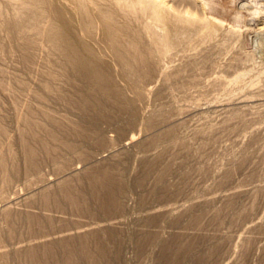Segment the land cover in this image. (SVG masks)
<instances>
[{
    "label": "rangeland",
    "instance_id": "374dc122",
    "mask_svg": "<svg viewBox=\"0 0 264 264\" xmlns=\"http://www.w3.org/2000/svg\"><path fill=\"white\" fill-rule=\"evenodd\" d=\"M198 1L200 11L188 3L175 6L214 23L211 43L190 40L187 55L179 52L178 86L135 101L132 127L105 100L112 121L98 120L93 131L100 142L76 131L86 113L74 101L85 86L45 33L59 24L57 9L76 24L71 1L41 3V20L16 31L8 19L19 3L0 0V194L9 202L0 213V264H177L188 244L202 264H264V0ZM93 34L89 44L113 68ZM241 72L242 82L228 84ZM113 79L132 99L125 81ZM236 95L247 103H233L228 113L205 104L232 103ZM173 97L190 111L174 128L190 151L155 143L146 137L158 128L144 132L140 124ZM129 137L132 146L119 148ZM99 154L105 157L95 160ZM146 154L156 158L144 166ZM70 166L78 173L66 175ZM95 173L113 188L112 200ZM161 174L163 186L157 184Z\"/></svg>",
    "mask_w": 264,
    "mask_h": 264
},
{
    "label": "bare ground",
    "instance_id": "6f19581e",
    "mask_svg": "<svg viewBox=\"0 0 264 264\" xmlns=\"http://www.w3.org/2000/svg\"><path fill=\"white\" fill-rule=\"evenodd\" d=\"M13 1H15V3L18 2L19 5L12 8V12L10 11L11 16L8 19V22H11L15 30L18 31V29H26L28 25L31 26L29 23L41 20L42 11L39 7L41 3L46 2L47 0ZM69 1H71V3L69 2L70 5L67 4V7L75 15L76 24L71 21V19H65L62 16V9H57L55 15L58 17L59 24L54 25L51 23L46 27L45 33L49 42L55 43L56 47L59 48L61 55L64 57L65 65L72 76L81 80L83 86H85V89H83L81 93H76L74 103L78 106L81 112L86 113V115L90 114L91 116L84 115V117L77 122L76 131L88 139H92L94 136V138L98 139L100 142H102V136L100 133L93 131L94 127L97 126L98 120L106 122L112 121V117L105 114V100H110L114 104L116 111L123 115L122 118H124V123L128 125V127H132L133 124L135 125L136 121V115L132 117V114L136 111V105L134 102H145L150 95L157 98L163 92H171L169 89L177 87L180 79L179 64L182 63H179V59H181L182 56L187 55L188 47L191 45L190 40H192V43L197 41L196 43L210 44L215 30L214 23L210 19L204 18L198 13V11L178 8L175 6L178 4L182 5V3H188L200 11L202 10V6L198 0ZM1 11L2 10H0V13ZM34 26L36 27V25ZM77 33H79V36H77ZM93 33L98 34L100 38L98 41L102 46L104 45V51L111 56L110 63L113 68H111L109 63L104 60L100 54L95 52L94 48L89 44L88 41L94 39ZM98 41L96 42L98 43ZM199 43L197 45L201 46ZM201 47L204 46L202 45ZM194 49L196 50L195 47ZM179 52H182V56H179ZM194 53L195 51L192 54ZM190 56L186 57V61L190 60L189 58L192 59V56ZM194 57L197 56H193V58ZM174 60L177 62L174 63ZM244 75L245 72H241L232 80H229L228 84L242 82L241 79H243ZM113 76H119L125 81L126 87L130 88L132 92V99L126 96L123 88L115 84ZM156 76L160 80V86L157 85L159 86L157 88H155V83L157 82V79L155 80ZM251 84L252 83H250V86ZM146 86L149 87L146 88ZM238 93L240 94V92ZM249 93L250 92H245L243 94L246 95ZM238 96L236 95V98L234 99L235 101L232 103L229 101L224 103H210L208 101L209 104H205L207 105L208 110H213L215 113L219 111H227L228 113L233 109V103H238L242 107L247 103L246 100L242 98L244 96ZM254 102L257 103L255 100ZM175 103L174 97L171 98L168 103L161 104L156 110L146 113V115L142 117L140 124L142 123L141 125H143L144 132L158 128L156 133L146 137L149 139L151 138L155 143L172 144L183 150L190 151L191 149L189 148L190 146L188 142L184 141L186 138L181 139L179 137L182 135L177 137L174 133V128L180 123L182 115H187L190 111L186 109L183 110L182 106H177V103ZM260 103L262 102L260 101ZM203 104L202 106L205 105ZM169 105L170 107L173 105L172 107L175 110L173 111L174 113L172 112V116L168 113ZM199 107L201 106L199 105ZM203 108H198V105H195L194 107L195 110L200 109L202 111ZM194 113H196V111ZM96 114L100 118H98ZM198 114H200V112ZM123 121L120 125H122ZM120 125L116 128L118 133L123 132ZM132 144V137H129L126 141H123L120 144L119 148H126L127 146H132ZM134 144H136V142ZM106 151L110 154L113 153L114 150ZM103 156L104 155L99 154V156L95 157V160L103 159ZM155 158L156 156L154 155L146 154L145 157H142L144 166L152 164L155 161ZM2 160L3 158L1 157L0 162H2ZM68 170L69 172L66 175H73L78 173L79 168L78 166H70ZM165 172H167V169ZM163 175L164 174H161L157 178V184L160 186H163L165 183ZM92 176L97 179L101 186L105 187L107 185L105 184L106 182L101 181V177L98 173H95ZM50 183L51 181L47 179L44 184L48 185ZM106 192L108 193V197H110L109 199L112 200L113 188L107 185ZM3 195L0 194V213L8 207L9 203L3 200ZM101 207L108 209V200L107 202L103 201ZM180 207H182V205H179V208ZM175 209L176 207H173L166 211L171 214ZM148 218L151 217L149 216ZM193 220L195 219H192V221ZM180 251L182 250H179V258L177 257V261H179L177 264H202V258L199 257V255L198 257L197 255L195 256L196 249L193 244H188L183 247V251L185 252L182 253ZM92 262L95 263L94 260Z\"/></svg>",
    "mask_w": 264,
    "mask_h": 264
}]
</instances>
